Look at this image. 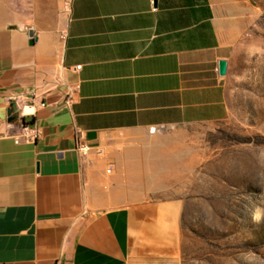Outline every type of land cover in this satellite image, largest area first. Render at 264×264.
Segmentation results:
<instances>
[{"label": "crops", "instance_id": "obj_1", "mask_svg": "<svg viewBox=\"0 0 264 264\" xmlns=\"http://www.w3.org/2000/svg\"><path fill=\"white\" fill-rule=\"evenodd\" d=\"M242 5L0 0V264L131 263L133 213L114 203L136 194L120 184L147 181L170 129L228 119ZM17 96L36 99L37 142L16 143Z\"/></svg>", "mask_w": 264, "mask_h": 264}, {"label": "rangeland", "instance_id": "obj_2", "mask_svg": "<svg viewBox=\"0 0 264 264\" xmlns=\"http://www.w3.org/2000/svg\"><path fill=\"white\" fill-rule=\"evenodd\" d=\"M242 31L228 119L170 129L147 181L120 184L136 194L114 203L133 213L130 264H264V0H243Z\"/></svg>", "mask_w": 264, "mask_h": 264}, {"label": "built area", "instance_id": "obj_3", "mask_svg": "<svg viewBox=\"0 0 264 264\" xmlns=\"http://www.w3.org/2000/svg\"><path fill=\"white\" fill-rule=\"evenodd\" d=\"M156 0H152V2H155ZM36 99H34V102L31 105H27L24 103V98L17 96L12 98V102L14 105V114L16 119L21 120V132L18 136H16V143H34L37 142L41 135V129L32 121L31 117L32 115L28 116H21V112L23 111L24 107L29 108H36ZM47 105L46 103L42 102L41 107L45 108ZM79 151L83 155H87L89 152V148L83 144V142L79 141Z\"/></svg>", "mask_w": 264, "mask_h": 264}, {"label": "clouds", "instance_id": "obj_4", "mask_svg": "<svg viewBox=\"0 0 264 264\" xmlns=\"http://www.w3.org/2000/svg\"><path fill=\"white\" fill-rule=\"evenodd\" d=\"M4 110L3 109H0V119H3L4 118ZM28 115H35V109L34 108H29V107H24L23 111L21 112V116H28ZM8 128H11L12 125L11 124H8L7 125Z\"/></svg>", "mask_w": 264, "mask_h": 264}, {"label": "water", "instance_id": "obj_5", "mask_svg": "<svg viewBox=\"0 0 264 264\" xmlns=\"http://www.w3.org/2000/svg\"><path fill=\"white\" fill-rule=\"evenodd\" d=\"M229 70V63L227 61H222L220 63V74L226 76Z\"/></svg>", "mask_w": 264, "mask_h": 264}]
</instances>
